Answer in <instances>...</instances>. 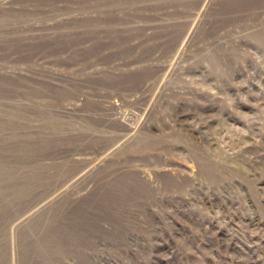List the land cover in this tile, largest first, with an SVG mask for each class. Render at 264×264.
Returning a JSON list of instances; mask_svg holds the SVG:
<instances>
[{
  "label": "rangeland",
  "instance_id": "1",
  "mask_svg": "<svg viewBox=\"0 0 264 264\" xmlns=\"http://www.w3.org/2000/svg\"><path fill=\"white\" fill-rule=\"evenodd\" d=\"M0 264H264V0H0Z\"/></svg>",
  "mask_w": 264,
  "mask_h": 264
}]
</instances>
